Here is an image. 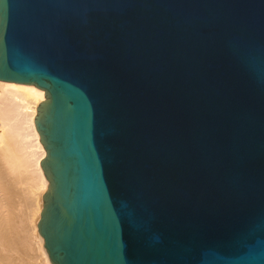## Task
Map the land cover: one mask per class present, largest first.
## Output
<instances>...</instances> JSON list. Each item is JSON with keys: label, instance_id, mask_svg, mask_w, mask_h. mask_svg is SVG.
Wrapping results in <instances>:
<instances>
[{"label": "water", "instance_id": "obj_1", "mask_svg": "<svg viewBox=\"0 0 264 264\" xmlns=\"http://www.w3.org/2000/svg\"><path fill=\"white\" fill-rule=\"evenodd\" d=\"M0 81L51 264H264V0H0Z\"/></svg>", "mask_w": 264, "mask_h": 264}, {"label": "bare ground", "instance_id": "obj_2", "mask_svg": "<svg viewBox=\"0 0 264 264\" xmlns=\"http://www.w3.org/2000/svg\"><path fill=\"white\" fill-rule=\"evenodd\" d=\"M44 91L0 81V264H51L37 230L48 182L34 118Z\"/></svg>", "mask_w": 264, "mask_h": 264}]
</instances>
